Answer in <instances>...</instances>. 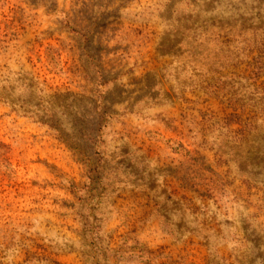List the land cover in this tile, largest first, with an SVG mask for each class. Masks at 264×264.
Wrapping results in <instances>:
<instances>
[{
	"label": "rangeland",
	"instance_id": "374dc122",
	"mask_svg": "<svg viewBox=\"0 0 264 264\" xmlns=\"http://www.w3.org/2000/svg\"><path fill=\"white\" fill-rule=\"evenodd\" d=\"M263 37L264 0H0V85L104 126L92 156L0 100V264L264 262V102L230 133Z\"/></svg>",
	"mask_w": 264,
	"mask_h": 264
},
{
	"label": "trees",
	"instance_id": "16d2710c",
	"mask_svg": "<svg viewBox=\"0 0 264 264\" xmlns=\"http://www.w3.org/2000/svg\"><path fill=\"white\" fill-rule=\"evenodd\" d=\"M259 46V52L258 55L253 58V62L249 65V68H251V71L249 72L248 76H239L240 79H244L246 81L252 80L253 84V90L252 95L250 96L251 102H249V106L253 107V110L250 111V116H247L246 119L242 120L241 116L234 115L233 118L238 119V122L236 124L243 125V129L236 130V131H230L231 134H234L233 139L236 140V143L238 144L240 149H243L241 147L242 143L246 140V136L248 135L247 127L253 126L255 122L257 121L256 116H251V114H254V111L257 112V107L260 105V103L264 102V82L258 83L260 77L264 75V37L262 40H260ZM215 73L220 74L219 72L215 71ZM221 76V74H220ZM212 88L214 94H219L222 92L225 88L220 86H209ZM233 88L232 86H230ZM231 88L227 87L228 92V101L230 103H233L237 105L238 102L241 100H238L237 97L244 98L245 95L242 91L244 89L240 90L239 88L235 89V92L231 91ZM27 94L25 99L19 100L14 98V90H21ZM239 90V91H238ZM238 91V92H237ZM223 93V92H222ZM253 97H257V99H253ZM0 100L5 102L8 106L11 107L13 111H15L16 103H21L20 109L23 110V116L29 118L33 122H35L38 126L45 128L48 131L53 132L59 140L67 141L64 137V121L66 116L69 115V117L73 118L70 121L71 125L68 129L69 132H71L73 135H76L79 137L80 140H84L86 144L89 145V148L91 149L92 156H99L101 153L98 152V146L102 143L100 139L101 130L104 128L102 124H95L94 116L91 114H81L76 108H73L69 106L73 112V114H60V111L63 109V106H59L60 100H64L60 95H52V96H44V90L40 88L37 84L34 83V80L24 81L20 86L18 87H12L9 83V81L3 82V85H0ZM243 105V104H242ZM245 105V104H244ZM244 105L240 107V109H244ZM245 112V111H244ZM101 121H105L103 119L104 117H107V114H98ZM102 123V122H101ZM255 129V127H253ZM261 145L257 144L254 147V152L250 153V151L247 152V155L254 154L257 155L258 151L260 150ZM73 150H77L76 148H72ZM1 151V147H0ZM102 160V159H101ZM97 168H89V173L96 174ZM92 176H88L89 180H93ZM101 176V174H97V177ZM148 191H151V188L148 186ZM220 261L223 264H256L254 260H249L248 258L244 256H237L234 258L233 262L229 259L222 258ZM258 264H264V262L261 260Z\"/></svg>",
	"mask_w": 264,
	"mask_h": 264
}]
</instances>
